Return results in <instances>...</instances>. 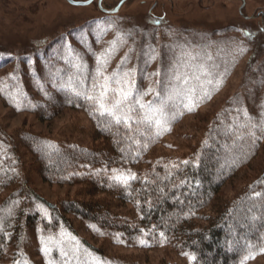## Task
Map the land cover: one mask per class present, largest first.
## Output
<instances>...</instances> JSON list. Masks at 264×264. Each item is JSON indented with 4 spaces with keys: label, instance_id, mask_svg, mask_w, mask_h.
I'll use <instances>...</instances> for the list:
<instances>
[{
    "label": "rangeland",
    "instance_id": "374dc122",
    "mask_svg": "<svg viewBox=\"0 0 264 264\" xmlns=\"http://www.w3.org/2000/svg\"><path fill=\"white\" fill-rule=\"evenodd\" d=\"M118 1L103 0L102 5L108 9ZM156 20L160 21L158 25L154 23ZM81 36L85 40H81ZM172 38L182 42L183 46L175 51L168 50L164 61L168 62L169 68L163 69L160 58L167 49L165 44ZM84 41H94V45H89L94 49L91 57L94 71L97 56L110 46L118 49L110 57L109 73L126 53L129 55L126 68L131 69V63L138 60L137 46L150 45L155 50V58H151L149 49L146 56L152 63L144 71L148 88L150 85L159 87L161 76L168 81L173 79V73H180L189 78L190 84L179 85L175 81L178 87L182 91L195 87V93L200 94L193 110L175 122L162 145H158L156 155H165L172 160L190 155L204 140V125L210 124L228 105L235 109L231 114L243 110L264 120V0H125L114 14L101 10L97 0L84 6H75L66 0H0V61L7 62L0 63V126L15 143L18 130L23 128L67 147L69 150L58 148L63 153L57 159L61 165L58 170L62 173L70 175L78 168L62 167L63 162L74 154V146L93 144L87 113L77 107H64L56 116L40 119L34 111L9 105L1 95V88L9 94L16 91L20 83L15 81L11 85L13 82L9 77L18 73L24 72L25 80L30 79L31 73L53 74L58 61L69 60L72 56L66 55L70 51L80 52L79 44ZM76 55L79 59H73L78 63L81 55ZM201 65L208 74H202ZM157 72L158 76L151 75ZM195 76H200V80H195ZM208 80L212 82L207 83ZM205 91L208 95H204ZM69 101L77 102V99ZM226 118L229 117L223 116L219 121ZM20 152V178L25 185L21 182L17 186L24 185L21 196L26 198V211L36 215L37 220L25 226L20 239L15 236L5 241L0 264H16L17 261L20 264H49L50 261L52 264H64L65 261L78 264L74 254L83 264H190L189 251L182 247H173L166 242L151 246L140 243L147 239L144 231L126 234L115 225L100 226L73 212L67 214L68 221L55 223L50 204L58 206L80 198L83 185L48 181L35 163V155L23 148ZM262 160L264 162L263 154L244 172L228 180L221 192L227 196L235 194L252 179L254 172L262 168L259 167ZM98 172L102 175L108 172L112 177L127 173L116 167L102 168ZM12 188L0 192V200ZM38 205L48 209L47 217ZM107 206L127 218L138 216L131 203L122 206L109 203ZM113 222L117 224L115 220ZM41 237H52L47 255L42 250ZM62 248L67 256L62 254ZM250 253L254 258H246ZM239 264H264V252L251 251Z\"/></svg>",
    "mask_w": 264,
    "mask_h": 264
},
{
    "label": "trees",
    "instance_id": "16d2710c",
    "mask_svg": "<svg viewBox=\"0 0 264 264\" xmlns=\"http://www.w3.org/2000/svg\"><path fill=\"white\" fill-rule=\"evenodd\" d=\"M83 38L81 40H85ZM181 44L176 38L165 44L167 49L160 58L161 68H169L168 62L164 61L168 50L175 51L183 46ZM89 45H94V41L79 44L81 49L76 54L80 53L78 63L84 66L81 71L90 80L95 64L91 59L94 49ZM137 48L138 60L136 63L133 61L130 67L136 69V87L146 90L147 75L144 71L152 63L146 56L150 45L141 44ZM76 54L70 51L66 55L72 56L69 60H59L53 74L31 73L29 80H25L24 72L9 77L13 82L11 85L15 81L20 83L12 94L1 88V95L9 105L24 111H34L40 119L52 118L64 107L84 110L92 125L93 144L73 147L74 154L63 162L62 167L78 168L68 175L58 170L61 165L57 159L63 153L56 142L22 128L16 134L18 139L15 143L13 137L7 135L0 126V192L13 187L0 200V218L5 219L4 231L0 232V256L9 237L20 239L25 226L37 220L36 215L26 211V198L21 196L25 185L19 171L22 148L35 155V163L48 181L83 185L79 192L80 198L58 206L50 204L55 223L68 221L67 214L73 212L96 221L100 226L115 225L126 234L144 231L148 246L166 242L188 250L190 257H195L194 260L190 259V264H239L245 254L264 248L263 160L259 166L262 168L254 172L252 179L235 194L227 196L221 192V187L228 180L244 172L257 157L264 155V131L254 129L253 138L248 135L249 128L246 126L249 123L264 124V120L241 109L242 112L231 114L235 109L228 105L224 112L215 115L210 124L204 125V140L190 155L179 160L156 155L158 145H162V140L171 132L175 122L190 112L188 107L197 103L200 94L194 93L188 98L182 91L180 95L166 101L165 111L169 116L180 114L171 120L170 131H162L158 136L155 127L147 128L135 122H132L131 129L124 124L116 125L110 122L106 114L94 112L90 102L73 92L74 85L69 80L77 78V69L73 67L74 59L79 57ZM0 63L7 62L2 60ZM120 64L121 61L113 70H119ZM127 64L128 61L125 67ZM53 65H50L51 69ZM178 82L179 85H185L182 81ZM170 84L178 86L175 80L166 81L161 76L159 87L155 88L161 95L149 93L144 101H153L155 106H159L167 96ZM69 99H77V102H70ZM25 100L29 102L25 103ZM223 116L229 118L219 121ZM64 149L69 150L67 147ZM183 161L190 163L184 164ZM173 164L178 167L173 168ZM113 167L124 169L125 172L130 170L136 179L124 185L116 182L111 174L108 175L109 170L103 175L98 172L102 168ZM21 182L24 185L18 187ZM109 203L121 206L131 203L138 216L127 218L125 214L115 213L107 206ZM114 220L117 224H114Z\"/></svg>",
    "mask_w": 264,
    "mask_h": 264
},
{
    "label": "snow or ice",
    "instance_id": "6c2138e0",
    "mask_svg": "<svg viewBox=\"0 0 264 264\" xmlns=\"http://www.w3.org/2000/svg\"><path fill=\"white\" fill-rule=\"evenodd\" d=\"M154 23L159 24L160 21L156 20ZM248 35H250V33ZM113 45H115V42H113ZM117 50L116 47L110 46L108 50L97 56V66L90 80L89 77L83 75L81 71L84 66L80 63H75L73 67L77 69V78H70L69 80V83L74 85L72 89L73 92L75 95L82 96L85 100L90 102L94 112H99L101 115L106 114L110 118V122L116 125L124 124L126 128L131 129L132 122H135L147 128L155 127V134L157 136L160 135L162 131H170L171 120H174L176 115L180 113H173L169 116L165 111V104L166 101L172 100L174 96L180 95L182 90L177 85L170 84L167 88V96L161 101L159 106H155L153 101L145 102L144 97L149 93H154L157 96L161 94L157 93L155 88L151 85L146 90H140L136 87V69H127L125 67V62L129 59L128 53L121 58V64L118 66L119 70H113L111 73L107 71L110 57L114 55ZM241 51H244V49H241ZM150 52L152 53L151 58L154 59L155 50L150 48ZM185 55L190 54L186 53ZM77 59H79V57H77ZM200 67L202 74H208L203 65ZM151 75L158 76L159 73H152ZM194 79L199 81L200 76H195ZM173 80L182 81L185 85L189 82V78L180 73H173ZM211 82V80L207 81V83ZM195 91V87H191L183 90V94L190 98ZM204 95H208V93L205 91ZM194 107L195 104H192L188 107V110L192 111ZM246 126L249 128L248 135L253 138H255L254 129L260 128L264 131V124L249 123ZM145 147H147V145H145ZM182 163L188 164L190 161H183ZM172 167L176 168L178 165L173 164ZM113 179L118 183L127 185L130 180L136 179V176L129 170L127 173H120L114 176ZM256 195L260 194L257 193ZM38 207L43 212V215L47 217L48 209L43 205H38ZM4 227L5 219L0 218V232L4 231ZM5 235H7V233H5ZM161 236H163V233H161ZM41 239L44 243L42 250L47 255L51 250L49 242L52 240V237H48L47 239L41 237ZM140 243L143 244L145 241L141 240ZM61 251L64 256L68 255L67 252L63 251V248ZM75 251H78V249ZM260 251L264 252V248H261ZM73 258L77 259L78 264H83L75 254ZM246 258H254V254L250 253ZM190 259L194 260L195 257L191 256ZM16 264H20V261H17ZM49 264H52V262L50 261ZM64 264H68V261H65Z\"/></svg>",
    "mask_w": 264,
    "mask_h": 264
},
{
    "label": "water",
    "instance_id": "95a60500",
    "mask_svg": "<svg viewBox=\"0 0 264 264\" xmlns=\"http://www.w3.org/2000/svg\"><path fill=\"white\" fill-rule=\"evenodd\" d=\"M66 1L75 6H84L90 4L93 0H66ZM102 1L103 0H97L99 8L103 10L105 13L114 14L119 10V8L121 7V5L125 0H119L114 7L108 9L103 7Z\"/></svg>",
    "mask_w": 264,
    "mask_h": 264
}]
</instances>
